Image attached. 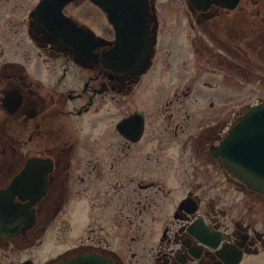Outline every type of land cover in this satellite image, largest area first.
Returning a JSON list of instances; mask_svg holds the SVG:
<instances>
[{"label": "flooded vegetation", "instance_id": "af4514ba", "mask_svg": "<svg viewBox=\"0 0 264 264\" xmlns=\"http://www.w3.org/2000/svg\"><path fill=\"white\" fill-rule=\"evenodd\" d=\"M102 1L0 0V264H264V190L216 153L264 103V0ZM81 195L133 260L54 238Z\"/></svg>", "mask_w": 264, "mask_h": 264}, {"label": "rangeland", "instance_id": "374dc122", "mask_svg": "<svg viewBox=\"0 0 264 264\" xmlns=\"http://www.w3.org/2000/svg\"><path fill=\"white\" fill-rule=\"evenodd\" d=\"M196 70L193 67H189L187 78L195 77ZM208 76V75H207ZM219 76V82L221 75L216 74L214 76H209L208 79H211V77ZM196 86L195 91L198 93V86L197 83L194 84ZM238 96L239 100L235 102L236 109H240L243 107H246L248 104L252 103L254 101V96L250 94H244ZM227 96L226 94L220 93L219 96ZM197 96V94H196ZM195 106L189 105V109L193 108ZM87 131H85V138H86ZM85 156V152L84 155ZM176 185L175 182H166L167 188H173V185ZM93 198V197H92ZM89 197L87 196H75L72 198V208H68L67 211L60 214V217L57 219V221L54 222V226L52 227V233L54 235V238L57 236L60 237L61 241L64 242L77 240L80 237L87 236L86 231L92 230V234H96L99 236L106 237L108 240H111L113 247L119 251H122L126 257H128L130 260H133V257H131V246L132 237L135 236L134 230L130 229H124V233L119 236L116 233L115 229V221L117 217L115 208L107 207L100 209H90L88 208L89 205ZM75 206V208L73 207ZM125 214H127L125 212ZM93 230H95L97 233H93ZM120 234V232L118 231ZM38 253V252H37Z\"/></svg>", "mask_w": 264, "mask_h": 264}, {"label": "water", "instance_id": "95a60500", "mask_svg": "<svg viewBox=\"0 0 264 264\" xmlns=\"http://www.w3.org/2000/svg\"><path fill=\"white\" fill-rule=\"evenodd\" d=\"M97 1L106 5L102 0ZM263 135L264 103L251 108L216 151L230 172L260 190H264V162L255 154L248 158V153L251 147L261 146Z\"/></svg>", "mask_w": 264, "mask_h": 264}]
</instances>
